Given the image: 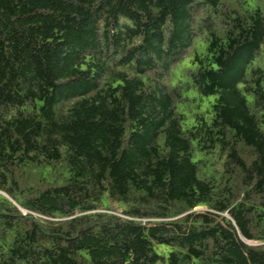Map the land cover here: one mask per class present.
Masks as SVG:
<instances>
[{
  "label": "trees",
  "instance_id": "obj_1",
  "mask_svg": "<svg viewBox=\"0 0 264 264\" xmlns=\"http://www.w3.org/2000/svg\"><path fill=\"white\" fill-rule=\"evenodd\" d=\"M0 264H264V0H0Z\"/></svg>",
  "mask_w": 264,
  "mask_h": 264
},
{
  "label": "rangeland",
  "instance_id": "obj_2",
  "mask_svg": "<svg viewBox=\"0 0 264 264\" xmlns=\"http://www.w3.org/2000/svg\"><path fill=\"white\" fill-rule=\"evenodd\" d=\"M197 48H198L199 52H203L205 49V45L204 44H202V45L198 44ZM191 59H192L191 56L189 58H187L185 60V62L182 64V66H180V68L176 70L175 75H174L172 82H171L172 86L175 87L178 85V82L182 77L181 74H182L183 67L187 66L191 62ZM195 96H197V95H195ZM191 97L194 98V96H191ZM197 104L200 105L199 109L196 108ZM208 108H209V104L207 103V100L205 98L203 101H200V98H197V100L194 103L191 102V103H187L184 105H179L178 106L179 112L184 113L187 117V120H186L185 124L183 125V127L185 129L191 127V125L194 123V114L199 110L207 111ZM196 210L200 211V210H203V208L199 207V208H196Z\"/></svg>",
  "mask_w": 264,
  "mask_h": 264
},
{
  "label": "water",
  "instance_id": "obj_3",
  "mask_svg": "<svg viewBox=\"0 0 264 264\" xmlns=\"http://www.w3.org/2000/svg\"><path fill=\"white\" fill-rule=\"evenodd\" d=\"M249 244H254L253 242H249Z\"/></svg>",
  "mask_w": 264,
  "mask_h": 264
}]
</instances>
